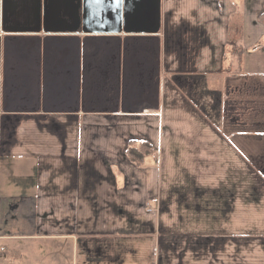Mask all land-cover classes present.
I'll return each mask as SVG.
<instances>
[{
	"label": "crops",
	"instance_id": "0c3cea01",
	"mask_svg": "<svg viewBox=\"0 0 264 264\" xmlns=\"http://www.w3.org/2000/svg\"><path fill=\"white\" fill-rule=\"evenodd\" d=\"M263 17L0 0V242L30 240L28 264L41 240L50 264H264Z\"/></svg>",
	"mask_w": 264,
	"mask_h": 264
},
{
	"label": "rangeland",
	"instance_id": "374dc122",
	"mask_svg": "<svg viewBox=\"0 0 264 264\" xmlns=\"http://www.w3.org/2000/svg\"><path fill=\"white\" fill-rule=\"evenodd\" d=\"M239 21V19H238ZM237 21V22H238ZM144 158V157H143ZM143 158H140V161L143 160ZM139 160V158H136ZM139 163V162H137ZM146 210L148 212H153L155 209L151 205H146ZM13 217V214L10 215V218ZM10 222H14V219H11ZM30 240H17V241H10V242H0V264H28V259H31L28 254H23V257L19 256L21 255L20 252V245H26ZM20 244V245H19ZM49 243L47 241H37L36 245H41V252L37 253L35 260L39 262L40 264H50L48 255L46 253V256L44 257V254L48 248ZM17 251V252H16Z\"/></svg>",
	"mask_w": 264,
	"mask_h": 264
},
{
	"label": "trees",
	"instance_id": "16d2710c",
	"mask_svg": "<svg viewBox=\"0 0 264 264\" xmlns=\"http://www.w3.org/2000/svg\"><path fill=\"white\" fill-rule=\"evenodd\" d=\"M127 151H128V155L130 156V158L134 160L135 162H140V158H143L144 154L150 152L148 148L146 150H143V146L140 148L129 147ZM136 158H139V160H137Z\"/></svg>",
	"mask_w": 264,
	"mask_h": 264
}]
</instances>
